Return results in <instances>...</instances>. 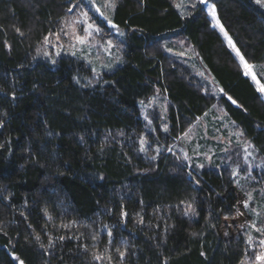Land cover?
I'll use <instances>...</instances> for the list:
<instances>
[{"label": "trees", "instance_id": "trees-1", "mask_svg": "<svg viewBox=\"0 0 264 264\" xmlns=\"http://www.w3.org/2000/svg\"><path fill=\"white\" fill-rule=\"evenodd\" d=\"M206 1L245 62L264 63L255 0ZM78 2L0 0V264H264V223L250 225L230 170L197 171L173 150L218 105L264 165V100L205 8L115 0L123 64L94 81L72 58L32 61ZM176 39L203 61L217 97L175 56ZM155 91L167 128L146 135L141 153L138 102Z\"/></svg>", "mask_w": 264, "mask_h": 264}, {"label": "rangeland", "instance_id": "rangeland-1", "mask_svg": "<svg viewBox=\"0 0 264 264\" xmlns=\"http://www.w3.org/2000/svg\"><path fill=\"white\" fill-rule=\"evenodd\" d=\"M176 1L178 3L177 9L182 15L185 14L188 6L192 4L202 5L213 28L218 31L229 46V39L228 36L225 37V31L221 32L219 27L214 26L215 21L209 14L210 4L207 1L204 4L199 3V0ZM104 2L105 0H95L96 6L101 7L105 15L112 19L113 8H103ZM78 5L79 8H76L75 13L63 20L58 30L47 37V42L44 40L42 46L34 53L32 61L33 63L42 61L54 66L61 58H72L82 63L91 72L95 81L103 74L114 72L123 64L122 50L125 31L118 27L119 32L123 33L120 35L117 29H113L107 20L95 11L89 0H81ZM258 6L264 10V7ZM85 12L88 14V23L93 24L100 31H93L84 44H79L72 37V33L75 31L77 35H84L83 28L86 25L83 23L82 14ZM77 21L79 23H76ZM109 41H111V47H108ZM172 42L173 49L177 50L175 56L187 65L197 78L204 81L210 93L217 97L220 94L218 83L195 50L183 39H176ZM238 60L240 62L239 57ZM241 66L245 73L244 66L242 64ZM251 66L256 80H253L252 75L245 76L258 91V87L264 86V63ZM258 92L264 100V93ZM167 104L166 97L157 91L147 99L138 102L140 116L144 122V130L139 135H135V140L140 145L141 153H144L146 149V135L156 137L157 126H160L162 131H166ZM151 143H153L152 148L157 152V142ZM173 150L179 152L187 164L197 171L220 168L230 170L231 178L245 195L244 205L245 202L248 205L245 208L250 215V221H252L250 225L257 229L258 224L264 223L263 162L254 147L243 137L240 129L229 119L221 107L213 105L198 118L173 144ZM234 170L236 175H233ZM251 231L252 229L247 233V239L250 237Z\"/></svg>", "mask_w": 264, "mask_h": 264}, {"label": "snow or ice", "instance_id": "snow-or-ice-1", "mask_svg": "<svg viewBox=\"0 0 264 264\" xmlns=\"http://www.w3.org/2000/svg\"><path fill=\"white\" fill-rule=\"evenodd\" d=\"M89 3L91 4V6L93 8H95V11L97 13H99L105 20H107L108 24L113 28V29H117V31L119 32L118 26L116 24H114L112 22V20L105 15V13L101 10V7H97L95 4V0H89ZM199 3L204 4L206 3V0H199ZM256 3L258 5H261L262 7H264V0H256ZM103 8L107 9V8H113L115 7V0H105L104 4L102 5ZM193 7H195V5H193ZM69 12L72 11V8L68 9ZM209 14L212 16L213 21H215L214 26L215 27H219L221 32H224V28L222 25H220L219 20L216 17V11H215V7L212 5H209ZM84 17V21L83 23L86 25V27L83 28L84 31V35L80 36L77 35L75 33V31H73L72 33V37L76 40L77 43L79 44H84L86 42V40L88 39V37L92 34L93 31L95 32H99L100 29L99 28H95L93 24L88 23V14L85 12L82 14ZM76 23H79V21H77ZM66 35L68 33H65ZM120 35H123L122 32H119ZM225 37L227 38V33L225 32ZM45 41L47 42V37H45ZM229 46L233 49V51L235 52V55L238 56L240 58V62L241 64L244 66L245 69V75H252L253 80H256V76L253 74L252 71V66L249 65L248 63L245 62L244 57L240 54L239 50L235 47V45L232 43L231 39L228 40ZM108 47H111V41L108 42ZM259 83V82H257ZM258 91L264 93V86H260L258 87ZM229 99H231V97H229ZM233 103H235V101H233ZM143 150V149H142ZM233 175H236L235 170L233 171ZM245 207H248L247 203L245 202ZM189 208H191V206H189ZM122 215H126V213H122ZM254 227V225H253ZM257 231H259V229H256ZM37 239H39V237H37ZM249 242H251V237H249ZM260 245L262 247H264V239L260 240ZM120 256L123 257L124 253L120 252ZM13 259H16V257L14 256ZM94 259L96 260H101L102 257L99 255L94 256ZM255 259L257 261H261L264 262V252H261L259 254L256 255ZM19 264H24L23 261H20ZM109 264H111V258L109 257Z\"/></svg>", "mask_w": 264, "mask_h": 264}, {"label": "water", "instance_id": "water-1", "mask_svg": "<svg viewBox=\"0 0 264 264\" xmlns=\"http://www.w3.org/2000/svg\"><path fill=\"white\" fill-rule=\"evenodd\" d=\"M13 259V257H11Z\"/></svg>", "mask_w": 264, "mask_h": 264}]
</instances>
